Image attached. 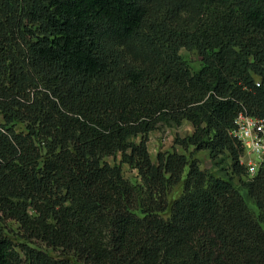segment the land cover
Wrapping results in <instances>:
<instances>
[{
    "label": "trees",
    "instance_id": "16d2710c",
    "mask_svg": "<svg viewBox=\"0 0 264 264\" xmlns=\"http://www.w3.org/2000/svg\"><path fill=\"white\" fill-rule=\"evenodd\" d=\"M241 114L264 120V0H0V264H264Z\"/></svg>",
    "mask_w": 264,
    "mask_h": 264
},
{
    "label": "rangeland",
    "instance_id": "374dc122",
    "mask_svg": "<svg viewBox=\"0 0 264 264\" xmlns=\"http://www.w3.org/2000/svg\"><path fill=\"white\" fill-rule=\"evenodd\" d=\"M182 56L184 57V59L188 62V64L191 66L192 70L194 72H198L201 67H202V60L201 58L198 56L197 53L195 52H187L186 50L182 51ZM193 132V128L192 126L188 123L185 122L183 124L182 127L180 128H161L159 131L157 132H153L150 134L149 137V143H148V148H149V152L151 155V159L153 162L157 161V155L158 153H164V152H173V151H177L180 154H184V151L179 148L176 147L174 145V140L176 136L179 137H187L189 135H191ZM192 151V149L190 150V152ZM197 159L200 160V165H201V169L204 170L206 173L208 174H214L216 175V170L213 169V166L211 164V160L209 158V155L207 152H199L196 154ZM110 162H113L111 159H109ZM123 171H124V175L126 178L137 182L138 179L136 177V173L133 172L131 169H129L128 166H123ZM243 180L245 179L242 178ZM235 182L236 184H240V180L239 178H235ZM182 195V187H178L177 189L174 190L171 199L175 200L177 198H179ZM252 208L254 209V207L252 206ZM164 217H167V215H164ZM8 228H9V237L14 241V243L16 245L22 243V241H20V233L17 229V227L13 224V223H9L8 224ZM38 247L44 248V245L37 243Z\"/></svg>",
    "mask_w": 264,
    "mask_h": 264
},
{
    "label": "built area",
    "instance_id": "2783aa9c",
    "mask_svg": "<svg viewBox=\"0 0 264 264\" xmlns=\"http://www.w3.org/2000/svg\"><path fill=\"white\" fill-rule=\"evenodd\" d=\"M235 124L231 135L243 144L242 164L249 177H255L264 161V120L241 114Z\"/></svg>",
    "mask_w": 264,
    "mask_h": 264
}]
</instances>
